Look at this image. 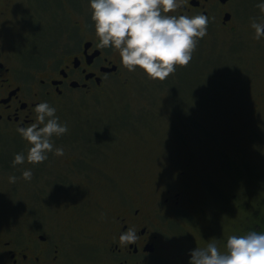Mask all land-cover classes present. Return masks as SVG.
<instances>
[{
	"label": "rangeland",
	"instance_id": "obj_1",
	"mask_svg": "<svg viewBox=\"0 0 264 264\" xmlns=\"http://www.w3.org/2000/svg\"><path fill=\"white\" fill-rule=\"evenodd\" d=\"M14 2L15 67L33 84L29 71L60 23L93 22L91 8L89 0ZM39 15L55 26L49 31L35 25ZM261 62L247 41L208 29L189 64L177 65L163 81L124 67L123 77L98 98L58 105L43 99L68 124L67 133L53 136L64 153L13 165L28 142L21 143V135L0 139V228L27 224L36 209L38 222L72 247L73 258L84 259L101 248L103 227L123 204L173 221L169 249L183 257L208 239L224 251L229 235L264 231V117L252 109ZM75 157H89V163ZM25 168L33 171L30 180L22 177ZM167 190L180 193L175 212L170 209L177 205L164 206Z\"/></svg>",
	"mask_w": 264,
	"mask_h": 264
},
{
	"label": "flooded vegetation",
	"instance_id": "obj_2",
	"mask_svg": "<svg viewBox=\"0 0 264 264\" xmlns=\"http://www.w3.org/2000/svg\"><path fill=\"white\" fill-rule=\"evenodd\" d=\"M14 1L0 0V139L13 138L15 141L20 136L17 129L36 120L35 104L43 99L58 105L64 101L75 103L98 98L114 80L123 77L125 66L120 62L118 51L97 47L99 38L95 34L94 22L78 19L65 23L63 20L59 29L55 27L58 32L47 45V51L37 55L38 65L29 71L36 79L35 83L23 80L15 67L18 55L10 44L16 14ZM256 3L257 0H182L181 7L175 12L188 15L203 12L209 16L208 29H216L232 40L247 41L255 48L262 62L258 91L254 97L257 102L252 109L264 117V37L256 39L255 30L251 27L252 19L264 18V12L256 7ZM45 17L36 16L35 25L50 31L55 25ZM17 141L21 142V139ZM25 142L23 139L21 143ZM75 158L82 164L89 163L83 157ZM180 197L179 192L173 194L172 190H167L164 206L177 205L170 209V212H175L179 208ZM31 212L34 217H29L27 224L19 228H0V264L189 262V256L183 257L182 253L174 255L169 249L170 233L174 228L170 224L173 221L164 223L143 206L123 204L117 209L114 218L107 219L109 222L103 227L101 248L88 259L73 258L72 247L64 245L62 237L54 229L38 222L36 209ZM162 213L160 207L158 215L163 217ZM128 227L136 230L138 238L122 243L120 233Z\"/></svg>",
	"mask_w": 264,
	"mask_h": 264
},
{
	"label": "clouds",
	"instance_id": "obj_3",
	"mask_svg": "<svg viewBox=\"0 0 264 264\" xmlns=\"http://www.w3.org/2000/svg\"><path fill=\"white\" fill-rule=\"evenodd\" d=\"M182 0H89L91 19L99 38L97 47L118 51L120 62L129 71L143 70L150 79L165 80L187 66L193 58L199 38L208 31L209 16L176 13ZM256 7L264 12V0ZM255 38L264 37V18L252 19ZM36 120L20 126L17 131L28 142L27 153L16 152L13 165L25 160L38 164L48 159L50 152L63 155L64 148L53 142V136L68 132L57 109L47 100L34 105ZM33 171L25 168L22 177L31 179ZM15 181L17 177H9ZM138 234L133 227L120 233L122 243L135 241ZM189 264H264V231L255 229L227 237L226 250L221 251L214 239L206 246L190 250Z\"/></svg>",
	"mask_w": 264,
	"mask_h": 264
},
{
	"label": "trees",
	"instance_id": "obj_4",
	"mask_svg": "<svg viewBox=\"0 0 264 264\" xmlns=\"http://www.w3.org/2000/svg\"><path fill=\"white\" fill-rule=\"evenodd\" d=\"M11 142V141H10ZM9 142V145H8V147L11 145V143ZM17 142H19V141H17ZM25 144V143H24ZM97 144H99V142H97ZM91 146H92V144H91ZM87 147V149H86V152H89V150H90V144L89 145H87L86 146ZM89 157H86L85 158V160H87V161H89ZM92 160V159H91ZM93 162H96V161H94V160H92ZM93 165H96V163H92Z\"/></svg>",
	"mask_w": 264,
	"mask_h": 264
}]
</instances>
